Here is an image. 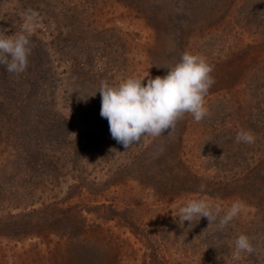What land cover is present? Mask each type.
<instances>
[{
    "label": "rangeland",
    "instance_id": "rangeland-1",
    "mask_svg": "<svg viewBox=\"0 0 264 264\" xmlns=\"http://www.w3.org/2000/svg\"><path fill=\"white\" fill-rule=\"evenodd\" d=\"M29 10L33 34L69 32L72 51H54L30 103L25 80L0 76V264H260L264 124L244 150L214 152L230 163L224 183L205 143L248 130L239 124L250 106L264 116V28L244 26L245 11L264 19V0H0V30L18 32ZM184 52L213 66L207 116L186 114L162 137L124 149L100 116L101 80L163 77ZM55 123L63 136L45 138ZM198 198L220 215L236 201L244 209L222 231L206 217L181 224L180 208ZM240 234L258 249L236 256Z\"/></svg>",
    "mask_w": 264,
    "mask_h": 264
},
{
    "label": "clouds",
    "instance_id": "clouds-1",
    "mask_svg": "<svg viewBox=\"0 0 264 264\" xmlns=\"http://www.w3.org/2000/svg\"><path fill=\"white\" fill-rule=\"evenodd\" d=\"M24 15L18 32L7 35V29L0 30V65L16 75L27 71L34 48L31 36L36 27V13L29 10ZM213 70L202 55L184 52L163 77L151 78L147 73L143 78L130 76L117 84L101 80L97 91L101 97L100 116L107 119L112 139L128 150L145 136L162 137L186 114L200 122L208 114L205 97L215 83ZM235 139L237 143L253 144L256 138L251 130L241 129ZM243 209L244 205L236 201L220 215L219 210L213 211L205 200L198 198L181 207L178 217L181 224L184 221L191 224L201 217H206L209 224L218 220L217 230L222 231ZM254 251L247 235L240 234L234 240L236 256Z\"/></svg>",
    "mask_w": 264,
    "mask_h": 264
},
{
    "label": "trees",
    "instance_id": "trees-1",
    "mask_svg": "<svg viewBox=\"0 0 264 264\" xmlns=\"http://www.w3.org/2000/svg\"><path fill=\"white\" fill-rule=\"evenodd\" d=\"M244 13H246V20H245L244 26H247V28H248L251 25H255V26H257L260 29L264 28V19L262 17H258L259 19L256 18L255 20H253L254 19L253 18L254 13L251 14V18L247 17V13L248 12L245 11ZM102 33H104V32L102 31ZM56 34H57L56 36H52V40H50V41H45V37L44 36L38 37L35 34H32L31 40H32V42L34 44V48H33V53H32V55H31V57L29 59V66H28V69L26 71L27 72L26 74L19 76V75H16L14 73H10V72H8L6 70L5 66L0 65V76L1 77L5 78L8 75H13L14 79H16V78L19 79V77H20L19 81L20 80H25V82H26L25 88L23 87L21 81H20V87L22 89H27L28 90L29 103L31 102L34 93H38V91H36L35 88L36 87L39 88L38 84L40 83V81L44 80L43 78H48L47 73H46V71H47L46 68H48L47 63H52L49 60V58L54 54V51L58 50L59 53H61V51H64V53L68 54V55H70V53L72 51L71 50L72 47L69 44V42H70L69 41L70 40L69 34L70 33L69 32H57ZM108 37H110V36H108ZM108 39H105V40H108ZM46 43L48 45H46ZM61 45H62V47L59 48ZM42 49L45 50V53L42 52ZM47 52H50V53H47ZM71 60H72V58H71ZM82 66H81V64H77L76 67H82ZM79 69L81 70V68H79ZM32 70H33L34 73L32 72ZM26 75H28V76H26ZM79 75L80 74H78V76ZM262 82H263V89L260 90V92L264 91V81H262ZM9 90H11V91H10V93L8 95H11L10 96L11 99L16 97L15 101L17 103L16 105L18 106V102H19L18 100H19V97H20L18 89L13 85V86H11L9 88ZM255 90H257V89H255ZM23 92L24 91H22L20 93H23ZM242 96H244L245 99L248 100L247 103H249V101H250L249 97L251 96V94L247 93V94H244ZM254 96L255 95H253L252 97H254ZM2 104L3 103H0V106ZM249 104H251V103H249ZM256 105H258L257 107L260 108L262 103L257 102ZM27 110H29V109H27ZM38 114L35 113L33 116H36V115L40 116ZM232 114L233 113H231V115ZM231 115H229V117ZM232 118L235 119L236 122L239 119L237 115H232ZM242 124H244V126H246V127H249L251 132H252V130L259 131V129H262V125L264 124V116L261 117V118L258 117V116L256 117V114L253 111L252 106H250L248 111L244 114V118H243L241 124H239V125L241 126ZM28 125L29 124L27 123L26 126L29 127ZM249 128H248V130H249ZM34 129H35V126L32 129L33 133H34ZM46 129L47 130H41L46 135L45 138H48L50 133L53 134L54 137L59 138V139L63 136V135H61L62 125L60 126L59 124L55 123V125L48 126V127H46ZM230 131L226 130L223 133L216 132L215 135L210 136L209 137L210 140H208L205 143L206 146H207V151H208V154H206V156L211 153V155L208 156L207 158H210V160H213V163L211 165L214 168V170L215 169L220 170V172L216 171L215 178H218V180L223 182V183L225 182V180L228 179V177L226 176L227 174L225 173L224 169L221 168V166L225 165V166L228 167L230 163H227V164L218 163L216 154L218 155V154L226 153L225 151L231 152V150L234 148V144L237 145V147L235 148L236 150H238V151H240L242 149L244 150V143H237L236 139H235L236 134H237V132L239 130L236 129V130H230ZM214 152H216V154H214ZM29 161L31 162V159ZM232 172L234 174V171H229L230 174ZM263 220H264V216L262 218L261 217L259 218L260 222H262ZM248 224H249V227H250V226H255L256 224H259V222L258 221H252V222L248 221ZM254 231L255 230H252L251 232H254ZM259 235H261V234H259ZM250 238H251L250 239L251 243L254 246V249L255 250L258 249V245H257L258 241L254 240L255 239L254 236L250 237ZM261 247L264 249V244L261 245ZM249 258L250 257L248 256V258L244 260V263L247 262V260ZM259 258H260V264H264V259L261 258V257H259Z\"/></svg>",
    "mask_w": 264,
    "mask_h": 264
}]
</instances>
